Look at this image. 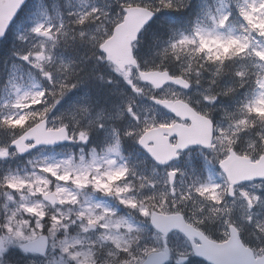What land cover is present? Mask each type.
<instances>
[{
	"label": "clouds",
	"instance_id": "obj_1",
	"mask_svg": "<svg viewBox=\"0 0 264 264\" xmlns=\"http://www.w3.org/2000/svg\"><path fill=\"white\" fill-rule=\"evenodd\" d=\"M245 2L226 0L211 23H206L208 16L202 9L195 19L188 21L190 31L177 22L162 23L155 29L152 25L154 18L164 12L188 11L192 0H114L118 7L111 10L94 7L95 10L90 8L86 12L71 14L66 23H54L55 31L49 29V36L33 30V37L39 38V42L20 59L29 64L47 82V86H37L28 92L29 97L24 101L26 107L17 110L10 106L11 110L0 117V128L12 130L10 147H14L16 140L28 137L32 129L44 125L46 128L66 129L69 138L64 141L81 148L78 154L58 162L30 161L31 172L28 175L0 178V241L4 243L0 251V264H20L19 257L14 253L23 254L24 264H52L54 249L66 252L63 264H147V258L159 254L162 245L160 233L152 223V215L145 216L142 210L147 209L155 214L163 208L165 212L177 216L183 214L187 218L185 209L189 201H207L211 196V193L202 195L201 192H192L181 197L171 189L162 190L155 176L138 170L121 151L114 158L107 154L108 146L113 141L106 145L90 146V138L97 130L105 129L106 123L103 127L101 122L87 126L85 121L91 119L92 115L79 121L70 119L79 105L66 112L58 108L65 97L85 82L82 75L86 61L84 57L106 63L136 96L147 97L172 114V118L167 120L157 118L156 114L146 116L135 110L134 100L130 101L125 111L134 118L135 125L115 134L114 141L119 140L120 145L133 141L147 151L140 143L141 139L153 134L159 125L174 119L169 104L183 102L204 117V127L210 129L213 137L212 147L207 151L217 162L233 156H247L251 160L264 157V32L260 26L253 27L242 13ZM130 9L134 10L136 17L134 39H129L128 47L117 60H109L104 45L126 31ZM234 14L239 16L238 28L235 29L232 27ZM90 26H94V30H89ZM85 33L88 38L81 40ZM202 38L208 45L204 51H200ZM145 47L152 53L151 62L141 60V49ZM78 48H86L87 53L77 55ZM65 49L72 55H66ZM41 56L44 58L40 59ZM25 116L29 117L26 121L23 119ZM10 117L20 120V125L15 128L5 125L3 121ZM81 132L87 133L86 140L80 139ZM27 143L34 144V141L29 139ZM44 145L50 144L42 143L30 150ZM85 146H89L90 150H85ZM97 149L102 154V158L96 160L99 166L86 170L90 179L86 186L80 187L75 179L78 173L85 171L81 167L82 158L83 164H86L89 156L93 158V153L98 156ZM147 153L158 165L168 166L172 162L161 163ZM70 160L72 164L69 166ZM76 160L80 163L76 164ZM110 160L115 163H109ZM122 171L126 174L121 178L109 179ZM68 174H71V179H64ZM9 176L22 177L27 182L26 186L21 190L9 187L6 182ZM97 179L111 184L113 191L110 195L95 186ZM235 179L231 173L228 174L213 206L226 207L230 200H242L245 205L243 215L239 218L224 215L216 220L201 216L194 226L210 239H216L210 228L220 233V239H234L241 258L247 259L250 264H253V257L264 262V217L258 218L253 212L258 205L264 206V199H258L249 191H242L243 182H230ZM261 180L264 182V177ZM84 189L89 190L90 197L99 193L118 201L130 210L129 217L118 215L115 210L105 206L97 208L98 204L92 203L91 199L81 203L80 196ZM117 189L121 190L120 194H117ZM57 194L59 199L56 198ZM128 202H135L137 206L132 207ZM31 207L37 211H29ZM89 209L95 216H105V209L110 210L111 214L92 228L88 219H81L80 216L81 212ZM41 212L43 215H40ZM135 215L153 225L155 234L150 235L132 219ZM57 219L61 223L57 224ZM106 224L108 228H105ZM73 226L78 228V232L69 239V230ZM17 233H22L23 237L33 234L43 237L47 247L43 251L31 250L28 240ZM76 243L80 244L79 248H70ZM66 247L68 251H65ZM33 254H45V259L37 261ZM185 254L188 257L185 264H192L195 252L186 251Z\"/></svg>",
	"mask_w": 264,
	"mask_h": 264
},
{
	"label": "rangeland",
	"instance_id": "obj_2",
	"mask_svg": "<svg viewBox=\"0 0 264 264\" xmlns=\"http://www.w3.org/2000/svg\"><path fill=\"white\" fill-rule=\"evenodd\" d=\"M39 6L37 11L35 12L34 16H30L25 20H20L15 24V26L10 31L9 36V44L17 46L19 50V56H16L10 60V63L5 67L3 66L0 70V75L4 77L3 81L0 83V117H3L5 113L9 112L10 106H13L17 95H24L26 92L32 91L37 86H47V82L44 81L34 69L31 68L29 64H27L24 60L20 59V57L25 54L28 50L35 46L36 43L39 42V38H35L33 30L38 27H41V32L44 31H55V27L53 24L55 23L58 25L61 22H68L70 19L71 14L77 12H86L90 8L95 10L94 4H88L87 0H38ZM251 3V0H247ZM226 2V0H212V4L215 5L214 9L211 11L210 14H206L208 16V20L206 23H211L213 17L219 14V10L221 9L222 5ZM259 19V17H256ZM239 16L233 18L232 27L238 28ZM259 27V25H256ZM89 30H94V26H90ZM191 27L186 29V31H190ZM210 31L211 29H206ZM85 38H88V34L85 33ZM11 66V67H10ZM108 70V69H107ZM117 77L116 74H114ZM113 75H111L112 77ZM114 78V77H113ZM118 85V86H117ZM121 90V91H118ZM114 91L118 93L117 103L114 105L113 110L110 113L106 112H89L84 111L87 108L86 104H83L81 101L83 98V94L81 90H74L73 93L69 94L65 99L61 102V105L58 106L61 112H66L69 109L73 108L74 106H78L77 111L73 112L70 115V119L73 120H81L86 119L90 115H92L91 119L85 121V124L89 127L93 126L97 122H101V126H104L106 123V128L103 129L105 135L100 131V135L97 138V133L91 137V142L98 141L100 144H108L109 142L113 141L110 145L114 144V137L117 132L113 128H118L119 132H123L126 130L131 129L135 125V120L131 116V114L125 111L127 104L134 100L136 103L135 110L137 112L143 113L146 116L150 114H156L157 118L160 119H170L168 115L160 111L159 109L155 108L154 105L150 103V100L147 97H138L132 91L131 87L122 79L116 78V85L114 86ZM114 98L115 94L113 93ZM264 103V101H262ZM18 110V109H17ZM256 111H260L256 109ZM231 117H229L230 119ZM116 122L117 125H112L111 123ZM171 122V121H170ZM170 122L163 123L161 125H167ZM11 130L8 128H0V132L4 134L5 132L9 133ZM4 139V138H3ZM109 145V146H110ZM79 146V145H78ZM108 146V147H109ZM124 146L129 147L130 141H125L120 145V151L123 152ZM243 146V145H242ZM85 150H90L89 146H85ZM11 151V150H9ZM80 152V148L69 149L65 148L56 152H41L38 155H35L26 161V169L25 170H18L16 173V169L11 167L13 170V174H9L10 170V160L13 158L12 152H10L9 160H5V158H0V176L1 178L7 175H28L31 172V164L30 161L35 162L37 160H48L50 162H58L62 159H66L72 155H76ZM98 156L97 159L102 158V154L100 150L97 149ZM15 154V153H14ZM211 155V154H210ZM127 157H133L132 153L126 155ZM212 156V155H211ZM114 158V155H113ZM92 162V157L89 156L87 158V163L85 165H89ZM216 159L212 156L211 158H206L201 156L198 153L188 154L183 160L182 164H175L173 170L177 172V180L174 183V186H170L167 172L156 170L153 168H149L146 165H143V160L137 157L135 162L132 163L138 170L143 172L146 175H153L157 180H159L158 187L162 190L171 189L175 191L179 196L183 197L188 195L192 192H201V189H205L206 191L204 194L211 193L209 200H192L188 202V207H186L185 212L190 215V218L194 221H197L201 216H204L207 220H216L219 217L224 215H234V217L239 218L245 212V205L242 200H230L229 204L226 207H214L213 204L217 202V198L221 192V186L225 185V178L221 173L217 171ZM76 164H79L80 161L76 160ZM99 166V165H96ZM2 168H4L2 170ZM147 169V170H146ZM259 188L263 190L264 193V186ZM250 189L249 187H244L242 191H249L253 195H257L260 198L264 199V194H260V189ZM97 194H93L90 197L89 190L84 189L81 196L80 201L84 203L86 200L91 199L92 203L100 204L105 207H110L109 202L105 200H101L97 197ZM163 195V192L161 193ZM202 194V193H201ZM203 195V194H202ZM217 197L213 199L212 197ZM90 207V205H88ZM121 209H126L124 206L119 204ZM117 209L116 212H118ZM128 210V209H127ZM121 213L118 215L124 216V212L120 211ZM253 212L256 216L264 217V206H257L253 209ZM136 216L137 223L140 224L145 230L144 227L145 221L142 220L141 217L138 215ZM126 218V217H125ZM215 230V229H214ZM149 234L150 232L146 230ZM78 228L73 226L71 230H69V234L72 237L77 235ZM215 232H217L215 230ZM76 234V235H74ZM217 234L220 235L219 232ZM152 235V234H150ZM227 239V238H226ZM220 239V240H226ZM161 244V240H160ZM170 244V242H169ZM171 246L174 250L175 255V264H185L179 261L180 258H187L185 254L188 251L185 243L176 236L171 241ZM80 244L76 243L70 245V248H79ZM189 252V251H188ZM52 261L53 264H63L64 259L66 258V252L62 253L59 249H54L52 252ZM192 264H199L197 262H192Z\"/></svg>",
	"mask_w": 264,
	"mask_h": 264
},
{
	"label": "water",
	"instance_id": "obj_3",
	"mask_svg": "<svg viewBox=\"0 0 264 264\" xmlns=\"http://www.w3.org/2000/svg\"><path fill=\"white\" fill-rule=\"evenodd\" d=\"M5 0H0V38L3 37V34L6 31L7 24H4L2 15L5 8L4 4ZM129 17H131V21L125 26L126 31L118 37L117 40H109L106 42L105 45H107L108 49L111 51V58H109L108 52V59L109 60H117L119 56L123 54V51L125 48L128 47L130 40H127V43L125 46L121 47L120 41L124 39L127 36V33L130 28V24L132 21L136 22L135 13H129ZM104 45V50H105ZM174 107L170 108L171 112L177 114V116L185 119H190V116H194V120L192 123V126L190 128L181 129L179 131L176 128H172L170 130L165 129H159L158 131L155 130L153 133L154 138L157 139V143H159V150L161 152L162 157H164L167 161L168 160H175L178 158V152L187 150L190 146H203V147H210L211 141H212V134L210 129H205L204 127V117L203 120H200L198 118H201V116L195 115V112L190 110L187 105L183 103H171ZM176 111H184V112H176ZM168 133L170 136H174L178 138L177 145L175 147L171 146L169 143V138H163V134ZM68 142V141H61L56 144L52 145H44V146H57L61 143ZM156 143V144H157ZM174 154H171L173 153ZM23 154V153H20ZM170 156V158H169ZM228 161V170L225 169V166L223 163L220 164V168L223 171H226L228 174L231 173L232 176L236 177L234 181H230L232 183H241V182H247L252 180H261L262 177H264V157H262L257 163H252L250 159L247 158H240L237 156L229 157L226 159ZM225 160V161H226ZM173 174V173H171ZM226 174V176H228ZM173 175H170L171 180H173ZM162 227L166 231H161L158 229V231L164 233L165 235L168 232H171L172 230H179L183 233H185L189 238L192 236L199 237V233H197L195 230H193L192 226H188L182 217L175 216V217H163L161 219ZM204 244L200 247H195L194 251L195 254L201 258L206 260L207 262L211 264H250V262L247 259L241 258L240 249L238 248L236 242L234 239L230 238V240L227 243L224 244H216L212 242L203 241ZM156 255H153L152 257V264H160L156 263L154 260L156 259ZM149 260V259H148ZM167 255L161 256L162 264L166 262ZM253 264H264L259 259L252 258Z\"/></svg>",
	"mask_w": 264,
	"mask_h": 264
},
{
	"label": "snow or ice",
	"instance_id": "obj_4",
	"mask_svg": "<svg viewBox=\"0 0 264 264\" xmlns=\"http://www.w3.org/2000/svg\"><path fill=\"white\" fill-rule=\"evenodd\" d=\"M21 6H22V0H21ZM19 9H17L18 11ZM242 13L245 15L246 18L249 19V23H251L253 25V27H256V25L260 26V30L262 32H264V0H251V3L245 2V6L241 8ZM134 12V10L130 9L129 13ZM256 17H259V19H256ZM131 17H129V20L131 21ZM83 22V20L81 21ZM224 22V21H222ZM41 27L42 26H38L34 29V31L36 32H41ZM136 29V22L132 21L130 24V28L129 31L127 33V36L122 39L120 41L121 47L125 46L127 43L128 39H134V30ZM44 36H49V31H44L43 32ZM118 37H113V40H117ZM202 45L203 47H201L200 51H204L205 48H207V41L203 40L202 38ZM232 43H236L235 41H233ZM105 51L108 52L109 54V58H111V51L108 49L107 45H105ZM44 57L41 56L40 59H43ZM25 60L28 59V57H24ZM39 66V65H37ZM29 97V93L26 92L24 93V95H17L16 101L13 105V107L19 109L22 107H26V105L24 104V101L27 100ZM169 108H173L174 106L172 104L168 105ZM29 117L25 116L23 119L26 121ZM200 120H203V118H198ZM3 123L5 125H7L10 128H15L17 126L20 125L21 121L16 119L15 117H10V118H6ZM163 127V125L161 126ZM155 132V130H153V133ZM68 133L66 131V129L64 128H59V129H53V128H46L44 125H39L36 128L32 129V131L29 133L28 137H22L19 140H16L14 142V148L18 153H24L28 150H30V148L36 146V145H40V144H56L58 142L64 141L66 139H68ZM154 136L153 134H149L147 136H145L143 139H141L140 143L144 145V147L147 149V151L149 153H151L153 155V157L157 160H159L161 163L166 162L167 160L162 157L161 152L159 150V143H157V146H149V140L153 139ZM31 139L34 141V144H29L27 143V141ZM80 139L81 140H86L87 139V133L86 132H81L80 133ZM9 150L8 148H0V158H6L9 156ZM107 154L110 155H114V156H118L120 154V142L119 140H116L114 144L110 145L107 149ZM171 154H174L171 153ZM107 158V155L106 157ZM170 158V156H169ZM96 154L93 153V158H92V163L89 165H85L83 164V158H82V163H81V167L83 169H85V171L83 173H78L76 175V179H75V183L80 186V187H84L86 186V184L88 183L90 176L88 174V172L86 171L87 169L91 168V167H95L96 166ZM109 163L114 164L115 161L114 160H110ZM225 166V169L228 170V161H223L222 162ZM69 166L72 164V161H68ZM49 171H51V169H49ZM75 171V169H74ZM126 172L122 171L120 173H116L113 174L109 179L111 180H115V179H119L121 178V176L125 175ZM81 175L83 176V179H81ZM173 176L175 175V173L172 174ZM64 179H71V174H68L64 177ZM6 182L8 184L9 187L16 189V190H21L26 186V181L23 180L22 177L19 176H9L6 178ZM95 186L98 189H102L104 190L107 194H111L113 191V188L111 186V184H105L102 182V180L97 179L95 181ZM41 191H43L41 189ZM117 194H120L121 190L117 189ZM202 194H204V192L206 191L205 189H201L200 190ZM51 198V197H49ZM57 199H59V194H57L56 196ZM213 199H216L217 197H212ZM258 199L260 198L259 196L257 197ZM61 202L63 203L64 201L61 200ZM73 203H75V199L72 200ZM166 202V201H165ZM131 204L132 207H136V203L135 202H128ZM97 208H101L103 207L102 205H96ZM29 211L35 213L37 211V209L35 207H31L28 209ZM143 214L145 216L148 215H152V223L157 227V229L163 231H166L161 224V219L167 214V212L164 211L163 208L160 209L159 212L152 214L150 213L147 209H143ZM111 214L110 210L105 209V216ZM40 215H43V213L41 212ZM81 219H88V223L89 226L92 228H95L96 225L98 223H100L102 220L105 219V216H95L94 213H91V209L85 211V212H81L80 214ZM56 223L59 224L61 223V221L59 219L56 220ZM105 228H108L109 225H104ZM18 236H20L23 239H27L28 240V247L31 250H39V251H43V249L46 247V241L44 240L43 237H37L35 234H33L31 237H23L22 233H17ZM4 248V243L3 241H0V251H2ZM65 251H68V248H65ZM152 257L153 256H149V260L147 261V264H152Z\"/></svg>",
	"mask_w": 264,
	"mask_h": 264
},
{
	"label": "trees",
	"instance_id": "obj_5",
	"mask_svg": "<svg viewBox=\"0 0 264 264\" xmlns=\"http://www.w3.org/2000/svg\"><path fill=\"white\" fill-rule=\"evenodd\" d=\"M110 1V0H109ZM202 1L203 0H192V4L189 8L188 11L186 12H183V13H175V12H164L162 14H164V16L166 17L167 20L169 21H172V22H177V21H183V20H191V19H195L196 15L199 14L202 10ZM236 1V0H234ZM118 7V6H116ZM159 15L157 21L155 23H153L152 27L155 29L157 28L160 24L159 22V18L162 16ZM159 31V29H157ZM142 49L145 51L142 53ZM141 49V57L144 56V55H149L151 54V51L149 49H147V47L145 48H142ZM9 51H10V46L7 44V43H4V44H1L0 45V62L3 61L4 63L6 62V58L9 59L10 57H7L8 54H9ZM87 53V50L86 48H80V51L78 53V55H81V54H85ZM72 54V53H71ZM85 59H88L87 57H85ZM153 59L152 55L151 57L149 58V62H151V60ZM85 64H91V61L88 60L85 62ZM86 74L85 76V82L88 81L89 79V75L90 72H84ZM95 79V77H93ZM93 80V79H91ZM83 82V83H85ZM81 83V84H83Z\"/></svg>",
	"mask_w": 264,
	"mask_h": 264
},
{
	"label": "flooded vegetation",
	"instance_id": "obj_6",
	"mask_svg": "<svg viewBox=\"0 0 264 264\" xmlns=\"http://www.w3.org/2000/svg\"><path fill=\"white\" fill-rule=\"evenodd\" d=\"M119 205V204H118ZM14 256L16 257H19V261H20V264H24V261H25V257L23 256L22 253H14ZM34 258L37 260V261H43L45 258H42L38 255H35L33 254Z\"/></svg>",
	"mask_w": 264,
	"mask_h": 264
}]
</instances>
